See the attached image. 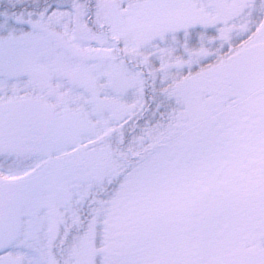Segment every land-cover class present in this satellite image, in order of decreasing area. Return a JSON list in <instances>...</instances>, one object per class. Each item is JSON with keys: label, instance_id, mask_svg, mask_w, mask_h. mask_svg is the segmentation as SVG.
<instances>
[{"label": "snow or ice", "instance_id": "1", "mask_svg": "<svg viewBox=\"0 0 264 264\" xmlns=\"http://www.w3.org/2000/svg\"><path fill=\"white\" fill-rule=\"evenodd\" d=\"M0 264H264V0H0Z\"/></svg>", "mask_w": 264, "mask_h": 264}]
</instances>
